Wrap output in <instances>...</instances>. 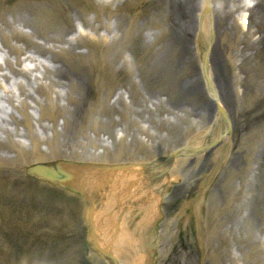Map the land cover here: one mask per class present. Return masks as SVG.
<instances>
[{
    "label": "rangeland",
    "instance_id": "obj_1",
    "mask_svg": "<svg viewBox=\"0 0 264 264\" xmlns=\"http://www.w3.org/2000/svg\"><path fill=\"white\" fill-rule=\"evenodd\" d=\"M57 1L56 4L55 0H0V54L4 55L0 59V70H2L0 71V82L11 91V94H6L0 88V117H6V120L9 119L12 122L10 115L13 114L16 117L18 115L13 107L10 114V106H13V103L10 102L12 91L16 93L21 91L22 98L27 100L28 106H38L36 101H34L35 98L38 101L41 100L43 104L49 103L47 100L48 95L56 100L57 93L61 94L57 106L68 104L65 95L60 93L62 91L59 86L47 85L45 80L39 81L38 85L33 83L36 74L42 75L44 73V70L41 73L43 58H38V60L33 59V57L29 58L31 52H36L35 50L37 49L41 52H39L40 55H44L47 58L52 57L53 65H56L58 69L61 68L60 65L64 64L63 71L81 70V80L88 83L86 86L87 99L85 106L96 107H93L90 111L86 109V120L83 121L81 119L76 128L72 126L69 128L70 125L67 123L69 114L64 110H61L58 116L54 131L52 128L53 123L44 118L40 119L38 117L33 121L30 133L27 126L21 123L17 126L20 128L19 134L14 133L15 135L12 137L15 143L21 144L19 142L20 138L28 139L27 137L32 134L36 139H39L43 152L51 151L50 154H47L48 157L56 152L53 149H48V147L54 148L52 141L55 142L56 140L55 148L57 149L56 155H59L58 157H69L71 159L87 158L90 157L87 154H94L93 152L97 149L107 150L111 144L105 146L104 137L106 140L109 138L108 140L113 143L114 137L117 139L118 129L126 133V143L131 140L133 144L132 136L129 135L128 131L131 133L135 123L142 126L141 123L146 121L150 127L149 130L146 129L147 132H133L139 138H142V136L146 137L152 143L153 152L156 153L181 146L193 133L206 126L198 122L196 118L199 115L194 112L193 108L182 109L184 114H179L180 117L176 119V121L181 122L178 127L179 130H172L170 132L172 133V138H169L168 141H162L155 137V132L159 130L157 123H160V120H156L157 123L151 120V113L153 116L159 114L161 118L165 116L163 110L161 112L162 108L160 106H169V103H172L174 99L171 92L173 89L175 90L176 86L186 91L195 89L196 86L206 88V82L201 73L200 51L197 45L199 9H196V12L194 11L195 13L192 15L194 19L188 28L189 30L180 36L182 40L173 42L174 36L177 35L176 27L172 22L171 12L163 0H112L114 7L105 6L100 12H96L94 10L95 7L91 5L84 7L73 0ZM250 1L253 6L257 0ZM259 1L264 3V0ZM240 2L243 4L244 0ZM62 6L66 7L65 19L62 17L63 10H60ZM49 11L58 21L54 22L53 18L46 19ZM231 13H234L232 16L235 17L241 16L240 12L231 11ZM21 16L23 18L27 17L25 22L27 25L22 26L23 28L15 23ZM4 20L8 21L9 24L5 25L3 23ZM79 30L89 33L91 37L81 34ZM14 31H17L15 37L12 36ZM3 33H6L9 37L6 43L2 39ZM57 35H60V40L63 38L76 39L72 44L71 52L73 55L58 56L55 54L52 56L50 53L43 51L45 47L47 48V44L51 39H54ZM101 37L110 41L107 40L105 43ZM220 37L218 34L215 35L213 46H220L219 53L220 49L222 50L220 60L224 66V71L232 77L233 89L237 92L234 94L240 100V103L235 101L234 106H256L258 111L260 109L259 106H264V85L256 83L253 78H248L247 82L246 73L236 71V69L234 71L228 60L229 57L232 60L233 45H228L227 41L223 38L220 39ZM48 38L49 40H47ZM56 40H53V42H56L53 43L56 49H64L63 52L65 53L70 51L67 43H63L65 45L64 48L63 44H59V39ZM109 42L111 43L110 45ZM10 44L22 48V53L17 55L12 52L8 47ZM116 44L118 48L116 54L112 57V66L118 73V81L102 91L99 95L101 97L100 100L94 91V76L91 74L88 65L97 55L100 45L108 49ZM53 46L51 45V47ZM175 49L178 51L175 52ZM18 57L21 61L20 64H18ZM32 60L33 62H30ZM9 61L13 63L15 69H18V72L22 70L24 73H16L14 75L13 71L8 67ZM35 67L40 70V73L37 69L34 72L30 70ZM5 73L12 76V78L6 80V77L2 75ZM32 75L33 78H30ZM65 75L66 73L64 72L62 76L64 77ZM67 76H70V74ZM203 94L200 105L204 106L205 103V106H215L210 95L206 91ZM234 94L232 95L234 96ZM69 97H71L69 102L78 100L76 94L74 97L70 95ZM120 97L123 100H120ZM186 98L189 99L181 105L196 103L192 96ZM14 101L15 106H20L19 102L21 99L18 100L17 97ZM122 101L128 107H125ZM72 106L70 105L69 108ZM111 106H115V109H112ZM38 109L39 106L37 111ZM29 110L31 108L28 109V112H30ZM164 111L169 114L173 113L171 109H165ZM117 116L121 123L114 122L113 119L117 118ZM50 123L51 125H49ZM57 129L59 131L56 133ZM262 131L263 127L260 123H254L250 127L245 124L233 125L231 147L228 150L229 160L226 162V166L221 168L218 173L217 186L222 181L225 184L224 187L227 184H231L235 189V184L238 187L241 184L242 188H240V191L244 202L248 200V196L252 195V188H259L258 199L255 198L254 202L255 207H252L253 199L251 201V198V202L248 203L247 207H245L246 203L238 207L236 213H232L233 216L228 217L226 223H223V233H218L219 240H214L215 246H219L218 248L214 246V248L217 251L220 250L221 264L231 263L233 256L241 264H255L250 253H255L258 249L263 252L264 143L263 137L258 138L257 136L258 133L262 134ZM50 132L54 135H50ZM257 138L258 140H256ZM126 143H124V146H122L123 144L117 145L115 143L114 148L107 151L116 152L119 149H123L124 153L131 154V148L134 146H128ZM21 146L25 150L24 152H28L30 146L26 147L25 144ZM137 147L140 149L138 144ZM14 151L16 152V149L10 146L8 140L4 143L0 142V158L3 155H7L8 162L12 165L8 164L10 166L8 175L0 178V264H104L93 252H88L90 247L87 245V239H85L84 235L81 203L70 195L58 191H50L49 188L33 183L25 179L21 173L18 175L13 170V166L18 163L16 156L11 157V155H15ZM212 156L213 151L201 156V159L208 160L210 164L207 170L199 173L197 177L189 178L187 183L183 182L179 188L177 187V191L175 189L174 193L181 194L185 191L184 194L188 198L193 199L199 189L197 179L204 177L213 167ZM18 157L20 158V156ZM231 158H235V160L233 165L230 166ZM49 159H53V156ZM199 164L200 162L196 159L188 160L184 165V170L182 171L181 168L180 172L178 171L179 175L184 174V179L185 175L195 170ZM232 166L237 169L235 170ZM11 171L13 172L11 173ZM234 172L237 173L234 174ZM246 177H248L247 180H245ZM188 187L189 189L187 190ZM246 192L252 193L246 194ZM219 194L222 195L223 192ZM211 196L212 194L209 198L210 202H212ZM9 198H18L20 201H25L29 204L33 216L30 217L28 223L22 221L15 213L11 212L10 207L12 206L9 205ZM172 199L173 197L168 200ZM181 199L184 201L183 198L176 200L179 202ZM222 202L224 204L225 199H222ZM232 202L235 208L237 204H240L235 199H232ZM166 206V211L170 213L173 211V213L171 215L168 214L167 221L164 222L165 227L168 229V236L161 243L165 248L175 244L170 264H203L201 262L198 263L195 258V248L192 247V233L190 231L181 233L184 223L183 217L180 216V219H175L176 213L179 214L182 209V203L175 205V209L171 208L170 203ZM216 207L219 208L221 205L216 204ZM189 212L190 209H187L186 214ZM183 214L186 217V214ZM235 214L237 218H235ZM246 219H249L248 223H251L249 226L248 224L246 225ZM42 220H44L43 227H35ZM256 222H259L260 230L258 226H252ZM13 223L14 225H16L15 223L22 224L20 231L15 233L16 236L10 233L13 229L8 226V224ZM189 226L193 227L194 235H196L195 218L190 221ZM231 227L233 230L230 229ZM179 233L178 239H174L175 235ZM238 233L243 234L244 239L247 236L248 243L245 244V241L242 243L238 242L236 239ZM27 234L28 236H26ZM183 248H190V258H193L192 260H186L188 256H186ZM246 250H250L248 258L242 256ZM85 254H87L86 257L84 256ZM259 256L264 257V255ZM204 264H215V261L208 257L204 260Z\"/></svg>",
    "mask_w": 264,
    "mask_h": 264
},
{
    "label": "bare ground",
    "instance_id": "obj_2",
    "mask_svg": "<svg viewBox=\"0 0 264 264\" xmlns=\"http://www.w3.org/2000/svg\"><path fill=\"white\" fill-rule=\"evenodd\" d=\"M73 1H75L78 4L79 3L82 4L84 7L91 5L92 7H95L94 10L96 12H100V10H102V8L105 6L109 8L114 7V3L112 0H73ZM163 1H164V4L168 6L171 12V15H172V22L174 26L176 27L177 35L174 36L172 40L173 42L182 40L180 39V36H182L184 32H187L189 30L188 28L193 23V19H194L192 15L196 12V9L197 10L199 9L200 14L202 13V15L200 16L201 18L202 17L205 18L207 15H209V19H208L209 21L208 20L207 21L212 26L214 38H215V35L218 34L219 36H221L220 39L223 38L227 41L228 45L230 46L233 45L232 52L234 53L232 55V60L230 57L228 58V60L231 63V67L234 68V71L236 69V71L243 72L244 74L246 73L247 82H248V78L250 79L253 78L256 81V83L264 85V3L262 1L257 0L253 6L249 4L251 3L250 0H244L243 4L240 2L241 0H163ZM57 2L58 1L55 0L56 4ZM60 10H63L62 17L63 19H65L64 16H66V7L62 6ZM231 11L232 12L235 11L238 13L240 12L241 16L239 17L232 16L234 13L232 14ZM59 13L61 14V12ZM231 17H233V19H231ZM26 18L27 17L23 18L22 16L18 18L17 22H15L16 25L20 26L21 28H23L22 26H26L27 25V23H25ZM49 18H53L54 22L58 21L57 18H54L53 15H51L50 11L46 19H49ZM19 20L21 21L18 23ZM83 22L85 23V21ZM3 23L5 25L9 24V22L5 20ZM201 28L202 26L200 27V30ZM206 31L208 32L207 27H206ZM16 32L17 31L13 32L12 34L13 37L17 35ZM80 32L83 35L91 37L89 33H85L82 30ZM205 37L206 35L201 34L200 39H199L200 43H197L198 49L200 51L201 66L203 64L201 53L205 51V49L202 50L201 45ZM101 38L105 43L108 40V39L107 40L104 39V37H101ZM2 39L6 43L9 37L6 33H3ZM56 39H59V44L67 43L69 45L68 50L70 51L69 52L67 51V53H65L63 52L64 49H60V50L56 49L53 46V43H56L55 41L53 42V40H56ZM60 39H61L60 35L55 36L54 39H51V41L47 44L48 49L45 47L44 48L45 50L43 49L42 50L46 53H50V55L52 56L55 54L58 56L73 55L71 52L72 44L74 40L76 41V39H70V40L64 39V38L62 40ZM47 40H49V38ZM99 42L103 45L101 41ZM110 44L111 43L109 42V45ZM51 45L53 47H51ZM206 45L208 48L207 43ZM213 45H214V42L212 39L211 47L208 49V53L206 54L204 58L205 68L201 69L202 75L205 74L206 80L208 81L206 84V88L204 89L203 86H201L200 88L196 86L195 89L193 88L192 90L186 91L176 86L175 90L173 89V91L171 92L174 100H172V103H169V106H184L181 104L189 99L186 97H190V96L194 98V101H196V103H191L190 105H185V106H201L200 105L202 101L201 97L204 96L203 93L206 91V93H208L210 97L213 99L214 104H215V106H213L214 113H212L209 119L212 118V122L216 119L219 123L222 122L223 118H219L218 109H217V107H220L224 112L226 121H228L229 124H232L233 121L230 117V114L239 113L240 111L239 107L234 106V104H235V101L237 103H240V100L236 97V94H234L237 92L233 89L234 87H233V80L231 79L232 77H230L229 74H227L224 71V66L222 65V62L220 60L222 50L220 49V53H219L220 46L214 47ZM8 47L10 48L12 52L16 53L17 55H20L23 51L22 48L13 46L11 44L8 45ZM39 47H43V46H39ZM63 47L65 48L64 44H63ZM90 48H91V45H90ZM117 48H118L117 44L110 46L108 49H105V47L103 48L100 45V48L98 52L96 53L97 55L92 60V62L88 65L90 68L91 74L94 76V80H93L95 83L94 91L97 93L98 96L102 93L103 90L108 88V86L116 84L118 81L117 80L118 73L114 70V67L112 66V57L116 54ZM35 51L36 52H31V54L29 55V58L33 57V59L38 60V58L42 57L44 62L42 64L43 69L41 70V73L43 70H44V73L42 75L36 74L34 77L33 83L38 85L39 81L45 80L47 85L59 86L62 91L60 93L65 95V97L68 100L67 102L68 104L66 103L67 105H64V106H70V105L76 106L74 110L71 112V117H72V122L74 124H78L79 118L82 116V112L84 111V108L86 105L85 103L87 99L86 98L87 97L86 86L88 85L86 81L83 82L81 80L82 79L81 70L80 71L70 70V72L63 71L64 64L60 65L62 69L61 68L58 69L56 65H53L52 57L47 58V57H44V55H40L39 54L40 51H38V49ZM177 51L178 50L175 49V52ZM0 52H1V49H0ZM59 54H64V55H59ZM2 56L4 55L0 54V59ZM30 62H33V60ZM20 63L21 61L18 57V64ZM8 67L10 68L11 71H13L12 73L14 75L16 73L17 74L24 73L22 70L18 72V69H15L13 66V63L10 61L8 62ZM36 69L37 71L39 70L37 67H35L34 69H30V70L34 72ZM202 70L203 71L206 70L207 73L203 72ZM64 72L66 73V75L63 77L62 75H64ZM39 73H40V70H39ZM67 73L70 74V76H67L68 75ZM53 74H54V77H53ZM2 75L6 77L5 78L6 80H10L12 78V76H9L7 73L2 74ZM40 77L43 79H41ZM30 78H33V75ZM250 79H249V82H250ZM2 84L3 83L0 82V88L3 90V92H5L6 94H11V91H9L4 86V84L3 85ZM21 84H22V81H21ZM243 84H246V83H243ZM75 94L76 96H78V100H76V102L74 101L69 102V100L71 99L69 95L74 97ZM232 94H234V96ZM60 95L61 94L59 93L56 94V100H54L53 97L48 95L47 100L49 101V103H46V104H43L41 100L38 101L36 98L34 99V101H36L38 106H53V105L57 106ZM13 97L14 99L18 97V100L21 99V101L19 102V105L24 107V113H23L24 118L22 121H24V123L28 127H31L32 126V123H31L32 116L27 112V106H28L26 103L27 100L22 98L21 91L19 93L12 91V95L10 96V102L13 103V106H15V101ZM233 97H236V98H233ZM99 99L101 100L100 96H99ZM119 99L123 100L122 97H120ZM122 103L124 106H127L125 102L122 101ZM204 106H205V103H204ZM242 107L244 108V112H250V113L259 112L260 115L259 113L258 115L264 120V106L262 107L259 106L260 107L259 111L256 110V106H242ZM57 112L58 113H56L55 110L52 109V107L44 109V113L47 116H49V118H51L54 122L56 121L57 116L59 114V111ZM214 114H215V117H213ZM12 120H13L14 126L18 125L20 122L13 116H12ZM253 121L254 119L250 117L245 119L246 123H253ZM237 122L241 123L239 118ZM1 125L8 127L10 124L5 123V120H1L0 128H1ZM6 132H9V131H6ZM1 138L2 136H0V139ZM9 138L12 139V136H10ZM31 139L34 140V142H32L33 147L31 149V157H33V159L43 158L44 155L41 154L38 143L35 141V139H33V137ZM263 140H264V133H263ZM202 201H203V194H201L198 199L197 208L199 212L201 211ZM210 215H211V219L214 220L216 215L212 213ZM207 238L208 237H205L206 245H207ZM201 242H202L201 245L204 246V241L201 240ZM208 248H209L210 256L212 254L216 255L215 252H211V248L209 246ZM260 264H264V260H262Z\"/></svg>",
    "mask_w": 264,
    "mask_h": 264
},
{
    "label": "water",
    "instance_id": "obj_3",
    "mask_svg": "<svg viewBox=\"0 0 264 264\" xmlns=\"http://www.w3.org/2000/svg\"><path fill=\"white\" fill-rule=\"evenodd\" d=\"M54 169V168H45L44 166L42 167H36L32 171V175H35L38 179L45 180L51 183H62L68 179V176L65 174H61Z\"/></svg>",
    "mask_w": 264,
    "mask_h": 264
}]
</instances>
